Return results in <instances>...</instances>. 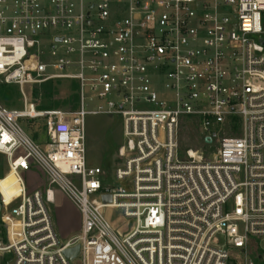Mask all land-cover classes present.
I'll list each match as a JSON object with an SVG mask.
<instances>
[{
    "label": "built area",
    "instance_id": "1",
    "mask_svg": "<svg viewBox=\"0 0 264 264\" xmlns=\"http://www.w3.org/2000/svg\"><path fill=\"white\" fill-rule=\"evenodd\" d=\"M0 78L24 97L0 103L19 185L9 200L0 188V264H71L76 245L80 264H264V0H0ZM61 78L77 84L74 110L28 100L26 85ZM89 114L123 120L116 185L88 165ZM35 119L44 144L22 125ZM194 119L213 160L180 151ZM33 167L49 186L30 193ZM55 186L82 213L65 243Z\"/></svg>",
    "mask_w": 264,
    "mask_h": 264
},
{
    "label": "rangeland",
    "instance_id": "2",
    "mask_svg": "<svg viewBox=\"0 0 264 264\" xmlns=\"http://www.w3.org/2000/svg\"><path fill=\"white\" fill-rule=\"evenodd\" d=\"M77 87L75 81L68 78L54 79L44 84L26 85L25 91L28 100L36 103L40 109L54 108L74 110L77 107L76 98L72 97ZM8 96H1V93ZM0 103L8 108H22L24 97L19 86L5 84L0 78ZM23 127L39 144H44L46 136L43 129V120H23ZM123 142V120L118 116L105 114H89L86 117V150L87 162L90 166H101L105 169V184L116 185L114 171L121 163L117 158L118 146ZM180 151L193 149L203 153V160L215 158L216 147L206 146L202 141V133L198 120H186L183 123L179 136ZM0 173L5 177L0 179V188L9 200L18 192L17 180L9 170L6 158L0 155ZM26 182L29 192L35 189H45L49 186L48 176L38 167L26 172ZM55 200L49 203L53 225L61 243L67 242L73 235L81 232L82 213L76 204L57 186L54 187ZM112 220L120 224L125 222L120 209L107 210ZM127 230V227H124ZM4 264V263H2ZM71 264H80L79 257L72 260Z\"/></svg>",
    "mask_w": 264,
    "mask_h": 264
},
{
    "label": "water",
    "instance_id": "3",
    "mask_svg": "<svg viewBox=\"0 0 264 264\" xmlns=\"http://www.w3.org/2000/svg\"><path fill=\"white\" fill-rule=\"evenodd\" d=\"M103 200H104V202L110 201L111 200L110 195L103 196ZM64 252H65V254L69 260H73L74 258H76V256L79 253V245H76V246H73L70 248H66Z\"/></svg>",
    "mask_w": 264,
    "mask_h": 264
},
{
    "label": "trees",
    "instance_id": "4",
    "mask_svg": "<svg viewBox=\"0 0 264 264\" xmlns=\"http://www.w3.org/2000/svg\"><path fill=\"white\" fill-rule=\"evenodd\" d=\"M73 88H74V90H77L76 86H74ZM7 94L8 93L4 92V93H1V96H3V98H4L5 96H8ZM72 97L76 98V100H77V93L75 92Z\"/></svg>",
    "mask_w": 264,
    "mask_h": 264
},
{
    "label": "crops",
    "instance_id": "5",
    "mask_svg": "<svg viewBox=\"0 0 264 264\" xmlns=\"http://www.w3.org/2000/svg\"><path fill=\"white\" fill-rule=\"evenodd\" d=\"M45 140H46V139H45ZM53 202H54V201H53ZM75 236H76V235H73L70 239L74 238ZM70 239H69V240H70Z\"/></svg>",
    "mask_w": 264,
    "mask_h": 264
},
{
    "label": "bare ground",
    "instance_id": "6",
    "mask_svg": "<svg viewBox=\"0 0 264 264\" xmlns=\"http://www.w3.org/2000/svg\"><path fill=\"white\" fill-rule=\"evenodd\" d=\"M9 167V166H8ZM10 170V169H9ZM18 191H19V186L17 187Z\"/></svg>",
    "mask_w": 264,
    "mask_h": 264
}]
</instances>
